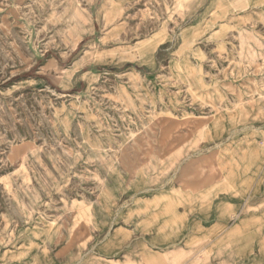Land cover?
<instances>
[{
  "label": "rangeland",
  "instance_id": "374dc122",
  "mask_svg": "<svg viewBox=\"0 0 264 264\" xmlns=\"http://www.w3.org/2000/svg\"><path fill=\"white\" fill-rule=\"evenodd\" d=\"M0 264H264V0H0Z\"/></svg>",
  "mask_w": 264,
  "mask_h": 264
},
{
  "label": "crops",
  "instance_id": "0c3cea01",
  "mask_svg": "<svg viewBox=\"0 0 264 264\" xmlns=\"http://www.w3.org/2000/svg\"><path fill=\"white\" fill-rule=\"evenodd\" d=\"M262 172H263V168H262Z\"/></svg>",
  "mask_w": 264,
  "mask_h": 264
}]
</instances>
